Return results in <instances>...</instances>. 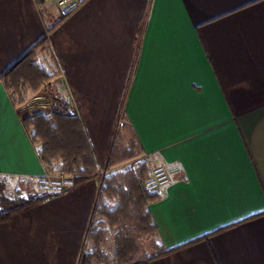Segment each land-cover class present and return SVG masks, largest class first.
<instances>
[{"label": "crops", "instance_id": "1", "mask_svg": "<svg viewBox=\"0 0 264 264\" xmlns=\"http://www.w3.org/2000/svg\"><path fill=\"white\" fill-rule=\"evenodd\" d=\"M59 13L0 0V77L46 35L101 170L131 70L123 120L170 175L148 208L165 247L182 246L149 264H264V0H81L48 31ZM28 116L0 79L4 181L44 174ZM98 182L0 222V264H76Z\"/></svg>", "mask_w": 264, "mask_h": 264}, {"label": "trees", "instance_id": "2", "mask_svg": "<svg viewBox=\"0 0 264 264\" xmlns=\"http://www.w3.org/2000/svg\"><path fill=\"white\" fill-rule=\"evenodd\" d=\"M66 15L59 13L47 30L51 31ZM143 27L142 24L138 29L136 46ZM60 76L61 70L48 38L42 35L2 72L0 79L15 106L38 93L50 97L47 112H38L22 120L44 168V174L38 179L61 174L72 180V187L89 179L99 180L76 264H149L182 247H165L148 208L149 203L157 201L161 195L145 186L149 170L143 159L144 151L132 126L122 116L131 70L101 170L78 116L55 86ZM119 121L122 126H118ZM63 191L23 194L15 189L10 193L0 176V222L9 221L14 214Z\"/></svg>", "mask_w": 264, "mask_h": 264}, {"label": "built area", "instance_id": "3", "mask_svg": "<svg viewBox=\"0 0 264 264\" xmlns=\"http://www.w3.org/2000/svg\"><path fill=\"white\" fill-rule=\"evenodd\" d=\"M60 8L62 14H69L75 8H77L81 0H52ZM50 108L49 98L45 93H38L23 104V109L30 115L38 112H47ZM118 126H122V122H118ZM149 168V178L145 183V186L150 191L161 192L163 187L170 181L169 170L163 164L156 162L148 154H143ZM39 187L43 191H61L71 188L72 180L64 175L46 176L38 179Z\"/></svg>", "mask_w": 264, "mask_h": 264}, {"label": "rangeland", "instance_id": "4", "mask_svg": "<svg viewBox=\"0 0 264 264\" xmlns=\"http://www.w3.org/2000/svg\"><path fill=\"white\" fill-rule=\"evenodd\" d=\"M48 98H49V102H50V97L48 96ZM67 101L69 102L70 100L68 99ZM148 170H149V168H148ZM4 182L6 183L7 192H10V193H13V191L15 190L16 187H19L20 188L19 190L23 194H26L27 192H44L43 189H41L39 187L38 180L32 181V182H28L25 180H21V181L9 180V181H4Z\"/></svg>", "mask_w": 264, "mask_h": 264}]
</instances>
